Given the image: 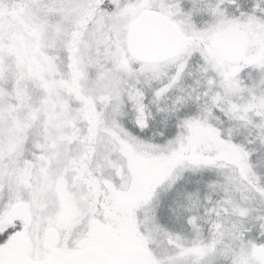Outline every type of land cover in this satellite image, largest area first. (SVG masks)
Wrapping results in <instances>:
<instances>
[{
    "label": "snow or ice",
    "instance_id": "obj_1",
    "mask_svg": "<svg viewBox=\"0 0 264 264\" xmlns=\"http://www.w3.org/2000/svg\"><path fill=\"white\" fill-rule=\"evenodd\" d=\"M0 264H264V0H0Z\"/></svg>",
    "mask_w": 264,
    "mask_h": 264
}]
</instances>
